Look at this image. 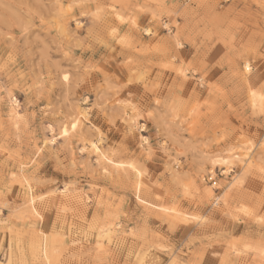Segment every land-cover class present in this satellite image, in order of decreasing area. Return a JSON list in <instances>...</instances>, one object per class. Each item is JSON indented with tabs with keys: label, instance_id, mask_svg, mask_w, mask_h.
Here are the masks:
<instances>
[{
	"label": "rangeland",
	"instance_id": "rangeland-1",
	"mask_svg": "<svg viewBox=\"0 0 264 264\" xmlns=\"http://www.w3.org/2000/svg\"><path fill=\"white\" fill-rule=\"evenodd\" d=\"M0 264H264V0H0Z\"/></svg>",
	"mask_w": 264,
	"mask_h": 264
},
{
	"label": "snow or ice",
	"instance_id": "snow-or-ice-1",
	"mask_svg": "<svg viewBox=\"0 0 264 264\" xmlns=\"http://www.w3.org/2000/svg\"><path fill=\"white\" fill-rule=\"evenodd\" d=\"M68 79V77L67 76H65V80H67Z\"/></svg>",
	"mask_w": 264,
	"mask_h": 264
},
{
	"label": "bare ground",
	"instance_id": "bare-ground-1",
	"mask_svg": "<svg viewBox=\"0 0 264 264\" xmlns=\"http://www.w3.org/2000/svg\"><path fill=\"white\" fill-rule=\"evenodd\" d=\"M104 234V233H103ZM100 235V234H99ZM106 235V234H105ZM102 236V235H101ZM100 237V236H99Z\"/></svg>",
	"mask_w": 264,
	"mask_h": 264
}]
</instances>
